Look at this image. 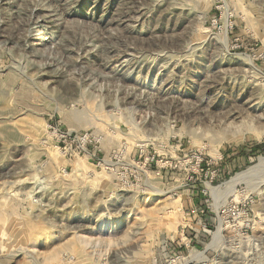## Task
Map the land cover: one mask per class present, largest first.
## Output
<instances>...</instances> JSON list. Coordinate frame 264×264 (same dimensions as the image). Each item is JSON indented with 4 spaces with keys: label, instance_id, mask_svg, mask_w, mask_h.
Here are the masks:
<instances>
[{
    "label": "rangeland",
    "instance_id": "obj_1",
    "mask_svg": "<svg viewBox=\"0 0 264 264\" xmlns=\"http://www.w3.org/2000/svg\"><path fill=\"white\" fill-rule=\"evenodd\" d=\"M260 156L264 0H0V264H264Z\"/></svg>",
    "mask_w": 264,
    "mask_h": 264
},
{
    "label": "bare ground",
    "instance_id": "obj_2",
    "mask_svg": "<svg viewBox=\"0 0 264 264\" xmlns=\"http://www.w3.org/2000/svg\"><path fill=\"white\" fill-rule=\"evenodd\" d=\"M243 183H252V184H254L256 186H260V185L264 184V156H260V158L258 160V163H256L253 166H250L245 171L237 173L234 177H232L230 180L222 183V185H220L219 187L211 188V190L216 195V197H218L220 199L222 198V200H221L222 201V208L225 209L224 210L225 216L220 217L221 218L220 222L223 221V219L227 218V211H228V209L230 207V204L225 202V197L228 194L231 193V195L235 196L234 198L236 199L239 196V192L236 190V187L238 185H240V184H243ZM158 192H159L158 194H155L154 197L152 196L150 198L151 200L147 204V206H148L149 203H150V207H147V208H145L143 210V212L141 213L142 217H151V218L156 217L157 212H160L161 209H162V207L160 208L158 206H160L161 203H164L166 200L169 199L168 197H166L164 199H161L162 197H165L166 195H168L169 191H166V192L158 191ZM259 193L260 194H264L263 190H261ZM160 194H161V196H159ZM152 204H153V207H151ZM108 208L109 207L107 206V209ZM130 211L132 212V210H130ZM107 215L108 214H106L105 217H104V220L101 221L100 228L104 229L105 230L104 231L105 234L107 236H109L117 228L118 219L116 218L117 219L116 220V219L112 218L111 216H107ZM158 215H160V214H158ZM161 215H163V214H161ZM164 218H165L164 220H166V224L169 225L168 231L174 232L176 224H177V222L179 220L178 213H176V214L175 213H171L168 216H165ZM130 219H131V215L127 214L126 222L128 223L130 221ZM223 229H224L223 225L220 224V228L215 233L214 240L210 244H208V249L209 248L214 249L215 247H217V245L220 242V240H222V231L221 230H223ZM125 233H126V231L123 232L122 235L125 236L124 235ZM45 236H46V234H45ZM45 236L42 233H38V235H36L34 237V242L35 243H40V241L45 240ZM110 237L111 236H109L107 238L110 239ZM82 238L88 239L87 237H84V236H82V237L73 236L69 241H70V243L71 242L72 243H77V242L79 243V241L82 240ZM166 240H167V238H166V236L164 234H161L159 236V242H160L161 246H163V244H166ZM16 251L19 254L20 253H24L27 256L29 255L28 258H33V254L35 252H37V249H35V248H33V249L30 248L29 249V248H25V247H20ZM40 253L41 254H45L46 253L45 254V259H44L45 263L47 262V263H53V264H63V258H62L61 252H60V247H57L56 244L55 245L52 244V246L49 248V250H46L45 252L41 251ZM19 254H13V255H19ZM160 254H159V256H160ZM160 258H162V257L160 256ZM182 261H183L182 262L183 264H187V263H189L191 261H197V262L198 261H202L204 264H212L211 260L209 259V255L207 254V250H204V251L194 250L189 258H185V260L183 258Z\"/></svg>",
    "mask_w": 264,
    "mask_h": 264
},
{
    "label": "built area",
    "instance_id": "obj_3",
    "mask_svg": "<svg viewBox=\"0 0 264 264\" xmlns=\"http://www.w3.org/2000/svg\"><path fill=\"white\" fill-rule=\"evenodd\" d=\"M168 245V244H167ZM175 250H176V248H174ZM168 250V249H167ZM195 250H197V249H195ZM169 252H170V250H169ZM171 252L172 253H168V252H166V254L164 255V257H165V259H169L168 261H169V264H182V262L180 263L179 262V260L181 259V258H184V260H185V258H187V257H185L184 255H182L181 253L178 255V253L179 252H177V251H172L171 250ZM187 264H197V261L195 262V261H191V262H189V263H187Z\"/></svg>",
    "mask_w": 264,
    "mask_h": 264
},
{
    "label": "trees",
    "instance_id": "obj_4",
    "mask_svg": "<svg viewBox=\"0 0 264 264\" xmlns=\"http://www.w3.org/2000/svg\"><path fill=\"white\" fill-rule=\"evenodd\" d=\"M259 148L262 149L263 146H262V145H259V146L255 147L254 150H257V149H259Z\"/></svg>",
    "mask_w": 264,
    "mask_h": 264
}]
</instances>
